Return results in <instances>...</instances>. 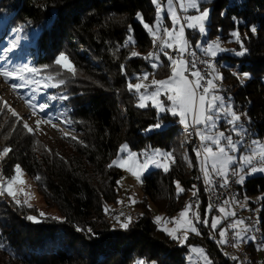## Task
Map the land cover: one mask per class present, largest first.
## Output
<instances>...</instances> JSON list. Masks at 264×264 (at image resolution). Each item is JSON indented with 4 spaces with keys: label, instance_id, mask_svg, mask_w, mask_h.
I'll return each instance as SVG.
<instances>
[{
    "label": "trees",
    "instance_id": "1",
    "mask_svg": "<svg viewBox=\"0 0 264 264\" xmlns=\"http://www.w3.org/2000/svg\"><path fill=\"white\" fill-rule=\"evenodd\" d=\"M207 4L211 9L208 38L231 40L232 17L244 22L238 27L242 39L245 33L249 37L244 40L248 53L242 57L221 54L216 61L224 56L228 59L229 66L221 67L223 82L233 95L234 105H240L246 113L249 131L264 139V0H210ZM222 11L226 13L223 17ZM137 12L146 23H155L152 0H0V33L18 26L28 38L34 31L31 61L42 73L55 75L61 71L54 63L60 52L75 65V76L62 72L58 77L65 80L58 90L68 96L65 103L71 124L81 133L77 140L66 136L62 138L64 143L57 140L55 147L46 146L0 106V150L11 148L0 159V176L6 181L14 166L20 165L33 179L45 204L41 212L27 204L18 206L6 193L0 195V243L5 246L0 248V264H136L138 260L146 264H188L190 246L202 247L212 264H237L223 252L219 240L212 239L217 231L211 228L210 217L208 225L198 223L199 234H190L184 245L159 230L152 219L149 204L169 216L181 209L193 190L200 165L193 149L178 137V118L160 114L165 126L146 131L157 122V111L150 103L146 108L137 107L136 96L127 90L128 79L137 73L148 72V79H163L170 71L163 55V66L156 69L143 58L152 39L136 18ZM129 25L135 43L125 48L122 45L129 35ZM249 25H255L258 34L249 32ZM187 36L193 42L194 31L187 30ZM235 49L239 50L237 44ZM133 50L141 55L129 59ZM232 71L248 72L250 79L241 84ZM125 143L136 153L159 148L172 152L175 158L174 163L169 162L168 172L156 168L143 174L142 198L134 204L143 211L131 216L126 230L113 225L119 224L115 219L105 217V208L120 201L117 181L122 175L120 168L107 165ZM182 147H187L189 169ZM174 181L186 191L177 195ZM201 188L200 184L196 186L195 198L203 219L208 204ZM235 190L242 197L262 194L250 206L258 207L264 240V176L248 177L242 185L236 184ZM29 215L40 222L29 221ZM77 227L84 231H77ZM88 228L97 237L90 239ZM256 244L245 243L243 254L247 253L250 262L262 264L256 256Z\"/></svg>",
    "mask_w": 264,
    "mask_h": 264
},
{
    "label": "snow or ice",
    "instance_id": "2",
    "mask_svg": "<svg viewBox=\"0 0 264 264\" xmlns=\"http://www.w3.org/2000/svg\"><path fill=\"white\" fill-rule=\"evenodd\" d=\"M208 0H152L155 6V23L150 25L143 20L140 12L136 13V18L140 21L143 28L147 31L152 39L153 51H149L143 58L151 65L153 69L163 66L161 55L168 61L170 75L165 79H151L150 84L144 83L149 78L150 73H137L134 77H130L127 81V90L136 96V106L139 108H146L151 104V107L157 110V122L146 129L151 131L153 129H161L165 125L160 119V114H170L172 117H178L179 122L184 127L187 138L196 137L199 144L193 151L196 154L197 160L200 163V172L202 174L203 182L208 190L215 187L214 181L219 183L220 188H226L230 185V177H236V183H243L246 175L255 174L257 172L264 173V140L255 137V134L249 131L245 126L242 117L246 113L236 111L232 98L225 97L218 82L224 80L223 74L218 70L214 59L221 52L232 51L237 57H242L248 53L245 47L244 40L249 39L247 33L241 38V32L238 25L244 23L236 16L232 17L233 29L230 30L229 36L239 46V50H229L221 46V40L217 37L215 40L197 41L195 48L200 49L207 59L197 57L196 51L186 35V30L198 32L201 37L209 35L208 24L210 21L211 9L203 8L201 6ZM167 7H164V4ZM178 5V8H177ZM194 13V14H191ZM166 18L171 22V27L166 26L163 21ZM225 12H221V16H225ZM15 32H22L23 27L14 29ZM221 31V29H217ZM248 31L253 35L258 34L255 25H249ZM129 35L123 43V47L127 48L129 45L135 43L131 36L132 28L129 25ZM16 42L13 41L11 46L5 47V52H10L15 47ZM141 54L137 51H131L129 59L138 57ZM191 57V59H189ZM55 65L59 66L61 71L55 75H42L41 70L28 64L11 65L9 67H0V77L5 82L10 83V87L17 91L23 88H31L33 96L28 98L25 102L33 109V114L36 111L45 112L50 107L47 102L37 103L35 94L42 88L59 87L65 83L64 79H58L62 72H67L73 76L76 74L75 65L70 61L69 57L60 52L55 60ZM202 66V67H201ZM48 66H45L47 68ZM122 74L126 75L125 66L121 65ZM241 84L245 80L250 79V73L232 71ZM39 77V78H37ZM132 79L137 82L132 83ZM19 94V92H18ZM162 97H166L162 99ZM23 98V97H21ZM49 99H59L61 101L67 100V95H60L59 97H49ZM3 105L8 108V111L13 116L18 114L12 110L7 102ZM223 121L228 127L221 130L220 122ZM42 122L51 123V117L46 120L42 118L37 120L36 124L39 126ZM62 123L70 124L68 119H62ZM24 128L33 133L34 129L25 123ZM56 125L53 124V127ZM68 136V133H65ZM235 137V138H234ZM71 139L77 140V137L72 136ZM11 151L10 147L5 146L0 150V159H3ZM51 152V150H48ZM123 154V155H122ZM143 157V159H141ZM187 160V155H185ZM169 162L174 163L175 158L172 152L162 151L159 148L149 151L145 149L141 153L132 152L128 145L121 144L116 158L112 159L107 165L108 168L117 167L130 173L137 181L142 180V176L149 170L150 167L162 168L163 171H169ZM235 165V167H233ZM245 169L247 172L245 173ZM22 169L20 165L14 166V174L6 181L0 176V195L5 192L9 197H12L18 206H21V201L17 199V191L14 190V185L23 184L21 178ZM241 173H245L241 175ZM39 180V177H36ZM119 184V181H117ZM176 193L186 191L182 188L179 181H174ZM24 192L23 188L19 189ZM192 194L194 197L198 195V189L193 186ZM27 196L28 193L24 192ZM131 199V198H130ZM121 203V201H117ZM136 203L135 200H131ZM232 203H239L233 200ZM23 204H28L27 200ZM229 200H224L216 211L220 213L219 216L211 217V228L213 231L219 232L220 245L229 243V232L232 234L233 247L238 248L241 244L256 241L254 235H250L252 226L245 223L242 219H231L236 216L235 211H229ZM244 205H241L243 207ZM199 201L195 205L190 201L185 204V207L179 212L178 217L164 218L162 216H155L154 223L159 226V230L166 233L171 239L178 241L180 245H184L188 239V232L197 233L195 223H203L208 225V213L213 210V205L209 204L205 209L204 218L201 219L199 212ZM108 209L105 208L107 213ZM44 216V213L40 214ZM123 216V213L120 214ZM27 219L33 223L40 221L35 216H27ZM55 220H61L59 217H52ZM119 223L121 229H127L132 222V217L127 216L122 221L120 216L114 217ZM224 221H230L224 227H220ZM195 222V223H194ZM168 224L174 225L168 227ZM77 231H84L79 227ZM90 233V239L97 237L91 228L87 229ZM5 246L0 243V248ZM258 250H264V240L258 243ZM191 251L200 254L204 258V264H212L211 260L204 253L201 248L192 247ZM234 261L238 257H231ZM136 264H146L145 261L138 260ZM240 264H244L240 261Z\"/></svg>",
    "mask_w": 264,
    "mask_h": 264
},
{
    "label": "rangeland",
    "instance_id": "3",
    "mask_svg": "<svg viewBox=\"0 0 264 264\" xmlns=\"http://www.w3.org/2000/svg\"><path fill=\"white\" fill-rule=\"evenodd\" d=\"M209 1L210 0H208V2ZM164 7L165 8L167 7L166 3L164 4ZM177 8H178V5H177ZM203 8H209V5L207 4V2L202 4L201 10ZM191 14H194V13H191ZM163 23L166 26L171 27V22L166 18V14H165V19H164ZM16 28H18V26L12 27L8 32H6V34L0 33V50L4 49L3 47L5 44L9 47V46H11V43L13 41H15L16 45L13 49H17V52H19L20 55H22L24 57L25 62H23V63L28 64L29 66H32V67H36L35 65H33L32 61H31V55H30V50H29V48L30 49L32 48V41H33V39L35 37L34 35H36V33L34 31H31V34H29L28 38H26L22 32L13 31ZM194 34H195V39L193 40V42H191V44H192L193 48L199 52H202V51L198 48H195L197 41H202V42L206 43L207 41L215 40L218 37V36H215L213 38L201 37L198 32H194ZM186 35H187V30H186ZM187 37L190 40V37L189 36H187ZM151 46H152V44H151ZM151 46H150V50H151ZM221 46L225 49L236 50L235 49L236 43L233 41L232 38H231V40L229 39L228 41L221 40ZM221 54H225V55L226 54H228V55L232 54L233 56H235L232 51L221 52L217 55V57L214 59V63L216 64V66L220 72H221V67H228L229 66L228 59L225 56L219 62L216 61V59L219 56H221ZM0 58L4 59V53L1 54V51H0ZM41 74L45 75V73H42V72H41ZM168 75H170V71H169ZM37 78H39V77H37ZM165 78H163V79H165ZM2 79L3 78L0 77V106H2L4 108V110H6L9 115H11V117L15 118L16 119L15 121H19L21 126H23L25 123H27L29 125V127L34 129L33 134L36 135L37 137H39L46 146L49 145L50 147H55L57 140L63 142L62 138L66 137L65 133H68V136H70V137H72V136L76 137V136L81 135V133L78 132L75 129V127L72 126L71 123L66 124V123L61 122V120L65 119V118L70 120L69 108L66 106L65 100L61 101L59 99H49V97H59L60 95H63L60 92V89L58 90V87L42 88L38 93L35 94V100L37 103L47 102L50 107L46 110V113L45 112H39L37 110L36 114H33V109H31L28 106V104L25 102L28 98L33 96V92L31 90V88H23V89H19L17 91H14L10 87V83L5 82L4 80L2 81ZM151 79L152 78L148 79L147 81H144V83L150 84ZM136 82H134V83H136ZM218 83L220 84V87L222 89H224V87L222 86V84L224 82L222 81V82H218ZM224 85H225V83H224ZM18 92H19V94H18ZM222 94L224 96L228 95L227 97L230 96L231 98H233V95L229 92V90H227L226 92L223 90ZM21 97H23V98H21ZM162 99L166 100V97H162ZM5 101L7 102V105L10 106L12 108V110H14L18 114L17 116H13L12 113L10 111H8V108L3 105V102H5ZM235 109H236V111H238L240 113H245V112L241 111L240 105H235ZM48 117H51V123L42 122L39 126H37V124H36L37 120H41L42 118H44L46 120ZM242 119L245 122V126L248 127L247 115L242 117ZM178 123L180 124L179 118H178ZM53 124H55L56 126L53 127ZM181 127H183V125H181ZM220 127H221V130H224L228 126L223 121H221ZM178 137H180L182 144H184L183 143L184 141H183L182 130H181V132H179ZM259 139H261V138H259ZM261 140H264V139L262 138ZM130 151L135 152L133 150H130ZM182 151H183L182 152L183 158L185 157V155H187V160H185V158H184V160L186 161L185 162L186 166L189 169L190 168V163H189L190 160H189V156L187 154V147H182ZM141 159H143V157H141ZM199 165H200V163H199ZM200 167H201V165H200ZM233 167H235V165ZM151 169H156V167H150L147 172H149ZM121 171H122V175L120 178H118L119 179L118 185L120 186V201H121V203H118V205H115V206H110V208L108 210L129 209L130 211H132L134 213V215H133V217H134L135 215H137L143 211L142 208H140L139 206H135L134 205L135 203L131 202V200H135L137 202L138 200H140L142 198V193L140 190L141 181H137L127 171H125L123 169H121ZM147 172H145V173H147ZM246 172H247V169H245V173ZM245 173H241V175H244ZM13 174H14V172H13ZM254 175H263L264 176V173L257 172L255 174L246 175V178L244 179V181L248 177H251ZM21 178L23 179L24 183L14 185V190L17 191V193H18L17 199H19L21 201V203H23L24 200H27L28 204H30L33 207H36L38 210H40L42 212L43 208H45V204L42 201L43 199H42L41 195L37 192V188H36V185H35L33 179L24 170H22ZM235 180H236V177H235ZM195 181H196V178H195ZM244 181H243V183H244ZM243 183H236V184L242 185ZM21 188H23L24 192L28 193L27 196L24 195V192L19 191V189H21ZM191 197H192V192H189V197L184 202V205L181 207V209H179L177 212H175L171 216L166 215V214L161 213V212H158L152 204H149V207L151 209L150 212L152 215V219H154L155 216H162L164 218L178 217L179 212L185 207V204L190 202L189 200ZM261 197H262V194H257V195H252V196H244V197L236 194V196H234L232 200L227 199L230 201V204L228 206V210L229 211H235V213H236V216L234 218H231V219H242L245 221V219L248 218V219H254L255 220L258 217V215H257L258 207L252 209L250 204L256 203L258 201V199H260ZM11 199H13V198L11 197ZM233 200L238 201L239 203H232ZM241 205H244V206L241 207ZM48 211H50L52 214L55 213L53 210H48ZM209 213H208V218L210 217V225H211V217L212 216H219L220 213L216 214V215L213 213L211 215H209ZM106 214L107 213L105 212V217H106ZM229 222L230 221H224V223L221 224L220 227H224ZM113 225H119V224L113 223ZM167 226L173 227L174 225L168 224ZM195 227L198 229V223H195ZM192 233L193 232L189 231L188 236ZM216 235L218 236V237L216 236L217 241H218L219 240L218 230H217ZM256 245L258 246V244H256ZM242 246L243 245L241 244L236 249L237 250L241 249ZM192 247L203 249L202 247H199V246H190L189 252L186 255L187 263L188 264H195L196 260H200L201 264H204V258L200 254L192 252L191 251ZM223 252L225 254L231 256V257L233 256L230 254V252L226 248L225 244L223 245ZM204 253L206 254L205 250H204ZM245 254H247V253H245ZM256 256L258 257L257 258L258 261L260 263L264 264V250H258V248H257ZM249 259H250V257H249ZM255 263H258V262H255Z\"/></svg>",
    "mask_w": 264,
    "mask_h": 264
},
{
    "label": "bare ground",
    "instance_id": "4",
    "mask_svg": "<svg viewBox=\"0 0 264 264\" xmlns=\"http://www.w3.org/2000/svg\"><path fill=\"white\" fill-rule=\"evenodd\" d=\"M153 50L154 49H153V44H152L150 51H153ZM3 80L4 79H2V81ZM7 83H11V81H9ZM222 86L224 87L223 90L226 92L228 90L227 86L224 85V83L222 84ZM181 130H182V134H183L184 143L186 145L190 146L189 138L186 137L184 127H181ZM202 182H203V178H202ZM194 184L197 186V177H196V181L194 182ZM235 185H236L235 177H232V183H230V185L228 187L224 188V192L226 194V200L227 199L232 200L233 197L235 196V194H236ZM193 197L194 196L192 195V197L190 198L189 201H191ZM121 213H123V216L120 215ZM124 213H130V216L134 215V213L132 211H130L129 209H115L113 211L107 212L106 217L109 219H114V217L120 216V219L123 221L125 219ZM245 223L252 226V231H251L250 235H254L256 237V242L259 243V241L263 238V235H262L261 223H260V220L258 219V217L255 220L246 218ZM244 244H242V245L244 246ZM225 246L229 250L231 255L235 256V252H236V255L238 257V260H237L238 262L243 261L244 264H254L248 260V258L246 257L245 254H243L244 253L243 246L241 249H238V250L235 247L234 248L227 247V244H225ZM234 250H235V252H234Z\"/></svg>",
    "mask_w": 264,
    "mask_h": 264
},
{
    "label": "built area",
    "instance_id": "5",
    "mask_svg": "<svg viewBox=\"0 0 264 264\" xmlns=\"http://www.w3.org/2000/svg\"><path fill=\"white\" fill-rule=\"evenodd\" d=\"M196 55H197V57H199L201 59H207V57L204 56L203 52L196 51ZM189 59H191V57H189ZM189 143H190L191 149H194L198 146V144L200 142H199L198 138L191 137V138H189ZM196 176H197V185L198 184L201 185V187H202L201 189H203V192H204L206 200H207V204L208 205L211 204L214 206L213 210L211 212L215 215L219 214V212L216 211V207L219 206L224 200H226V194L224 192V188H220L219 183L214 181L215 187L210 191L206 188L204 182H202L201 172L199 174H197ZM230 181H231L230 183H232V177H230ZM191 202L193 203V205H195L196 198L193 197ZM127 216H130V213H124V217H127ZM212 239L217 241V237L215 235L212 236ZM233 243H234V241H232V234H231V232H229V243H227V247L234 248L232 246ZM234 252H235V250H234ZM235 256L237 257L236 252H235ZM195 264H201V261L196 260ZM237 264H240V262L237 261Z\"/></svg>",
    "mask_w": 264,
    "mask_h": 264
}]
</instances>
